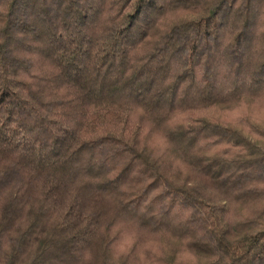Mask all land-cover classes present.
Instances as JSON below:
<instances>
[{
	"label": "trees",
	"instance_id": "trees-1",
	"mask_svg": "<svg viewBox=\"0 0 264 264\" xmlns=\"http://www.w3.org/2000/svg\"><path fill=\"white\" fill-rule=\"evenodd\" d=\"M254 100L264 0H0V264H264Z\"/></svg>",
	"mask_w": 264,
	"mask_h": 264
},
{
	"label": "rangeland",
	"instance_id": "rangeland-1",
	"mask_svg": "<svg viewBox=\"0 0 264 264\" xmlns=\"http://www.w3.org/2000/svg\"><path fill=\"white\" fill-rule=\"evenodd\" d=\"M202 114L221 122H231L235 125L243 123V126L249 125L253 128L251 125H255L264 129V100L243 102L231 108L212 109Z\"/></svg>",
	"mask_w": 264,
	"mask_h": 264
}]
</instances>
